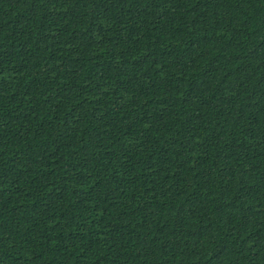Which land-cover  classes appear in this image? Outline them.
<instances>
[{
	"label": "trees",
	"instance_id": "trees-1",
	"mask_svg": "<svg viewBox=\"0 0 264 264\" xmlns=\"http://www.w3.org/2000/svg\"><path fill=\"white\" fill-rule=\"evenodd\" d=\"M0 264H264V0H0Z\"/></svg>",
	"mask_w": 264,
	"mask_h": 264
}]
</instances>
